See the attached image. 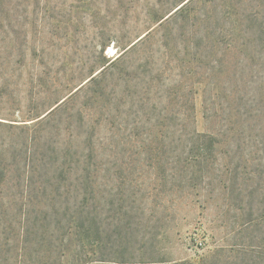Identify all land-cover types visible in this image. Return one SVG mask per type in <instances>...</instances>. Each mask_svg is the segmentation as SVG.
I'll list each match as a JSON object with an SVG mask.
<instances>
[{"label": "rangeland", "instance_id": "374dc122", "mask_svg": "<svg viewBox=\"0 0 264 264\" xmlns=\"http://www.w3.org/2000/svg\"><path fill=\"white\" fill-rule=\"evenodd\" d=\"M182 1L0 0V256L23 212L85 196L92 234H30L66 233V264L76 238L134 264H264V103L245 123L232 103L264 80L238 38L264 0ZM209 131L216 150H193Z\"/></svg>", "mask_w": 264, "mask_h": 264}, {"label": "trees", "instance_id": "16d2710c", "mask_svg": "<svg viewBox=\"0 0 264 264\" xmlns=\"http://www.w3.org/2000/svg\"><path fill=\"white\" fill-rule=\"evenodd\" d=\"M191 1L192 0H183L179 4L182 5L178 7V9L174 13L184 11L187 8V5ZM252 12L253 13L247 17L249 19H252V21H254V26H256V29H254L252 26V29L250 28L249 30H246L243 29L241 25L240 26L241 36H239L238 38L242 42L241 46H244L251 55L252 62L256 63L255 65L259 64L264 67V10H260L258 8V9H253ZM174 13H171L167 17V19L170 18V16H172ZM240 20L241 22L243 21V19ZM241 22L239 21V25L241 24ZM136 43L137 42H135L132 46H134ZM103 70H105V68ZM103 70H101V72ZM254 77L255 74H251L250 78L245 79L246 83L243 82L245 90L248 89L250 90L244 92L240 88L238 83L237 89L234 92L235 95L232 103L235 107H237L236 110L237 112H242L240 117L244 123L248 120L249 117H251V115H249V112L252 111L254 113V116L258 115L260 112L259 109H261L262 104L264 103L263 100L256 101L254 96L252 95V91L255 88L254 86H256L257 89L258 86L261 85L263 86L264 83V80H262L260 81V83L257 84V82L256 81L254 82L253 80ZM95 79L96 76L92 77L90 81H95ZM253 83H255V85H253ZM242 92L243 94H241ZM256 92H259V88ZM58 102H56L55 104H57ZM57 107L51 110L47 115H45L44 117H42L37 121L38 122L42 121L46 116L53 113L57 109ZM222 108L225 109L224 107ZM194 133L196 132L194 131ZM218 134H219L218 132L214 133V131L213 132L211 131V133L209 131L205 133L195 134L196 137L194 138L195 141L193 142L192 149L193 150L196 149L204 152L207 150L209 151L216 150L217 144L219 142ZM242 135L243 134L241 133L240 136ZM263 142L264 140L261 141V143ZM83 198L84 199L82 200V202H80L79 206H77V209L72 211V213L68 212L67 210L55 211L52 213L49 211H45V212L43 211L41 214L37 213L35 214V216L30 217V215H32L31 211H29V213L23 212L21 214L22 238H16V241L13 242L14 244L12 246L17 251L16 256H14L13 258L0 256V264H11L10 261L12 259H14V264H66L65 255L68 254L67 253V251L69 250L68 244L70 243L69 238H62L66 233H63L62 236L60 235V238H33V239L30 238L31 236L30 234L33 235L37 233L39 234V236H43L49 233V231H46L45 233L44 230H42L41 228L43 227L46 229H51V227L47 228V223H49L54 219H56V223L58 225H61L63 219H65L66 220L65 227H70V228L73 227L74 229H77L80 235L92 234L91 229L85 228L89 216L85 215L87 212L85 206H83L85 203H89L88 201L89 199L86 198L85 196ZM89 220H91V222L93 223L96 222V218L94 217H92ZM30 223L32 224L30 225ZM37 223L40 224L37 226ZM28 225H30V227ZM98 233L99 231H97V234ZM49 236H51L50 233ZM98 236L101 237V234H98ZM76 239L78 245L75 246V252H73V254H70L71 257L70 259L72 261V263L70 264L73 263L74 264H134L136 262H139V261L126 260L127 258H124L126 257L125 254H121L120 256L118 255L119 257H117L116 250L110 252L111 254H108L107 253V248H108L107 244L109 243L107 242L109 241L108 238H93L92 241L94 245L91 246L93 247L96 246L97 248L96 250L98 251V253L95 254L96 256L89 257L88 255H85L81 252L82 246L84 247L83 241L89 238H76ZM7 245L9 246V244ZM4 248L6 247L4 246ZM3 251H0V254H2ZM139 253L135 254V256L141 255Z\"/></svg>", "mask_w": 264, "mask_h": 264}]
</instances>
